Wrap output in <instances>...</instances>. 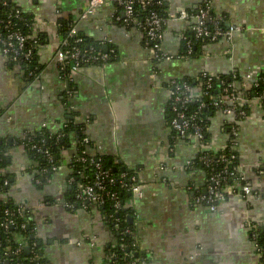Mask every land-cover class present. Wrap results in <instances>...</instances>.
<instances>
[{
	"label": "crops",
	"instance_id": "obj_1",
	"mask_svg": "<svg viewBox=\"0 0 264 264\" xmlns=\"http://www.w3.org/2000/svg\"><path fill=\"white\" fill-rule=\"evenodd\" d=\"M87 2L15 0L33 16L34 28L43 37L33 76L8 63L0 47V138L9 147L7 171L12 182L6 193L0 192V200L12 198L31 212L34 236L48 264L111 263L117 237L100 209L70 211L63 205L71 152L63 155L58 172L40 185L30 174L32 162L20 145L28 132L44 125L57 132L75 119L83 124L89 155L105 156L114 166L135 172L141 184L142 195L131 194L126 201L131 210L127 222L132 217L128 224L147 264H261L250 228L264 227V113L254 97L247 96L264 70V0H209L224 26L235 31L229 40L205 45L192 59L181 57L185 49L181 36L189 21L178 16L204 0H164L168 21L160 49L170 57L160 61L152 60L136 26L120 23L125 17L117 7L104 4L84 17ZM59 19L71 20L77 33L100 43L103 53L113 51L116 56L66 79L55 62L60 36L54 23ZM202 73L238 76L241 81H234L238 95L248 98L246 118L222 114L211 118L205 148L222 150L230 138L227 124L234 122L239 172L254 194L228 197L215 212L192 204L206 186L203 167L193 165L201 151L198 144L175 137L169 126L170 82Z\"/></svg>",
	"mask_w": 264,
	"mask_h": 264
},
{
	"label": "trees",
	"instance_id": "obj_2",
	"mask_svg": "<svg viewBox=\"0 0 264 264\" xmlns=\"http://www.w3.org/2000/svg\"><path fill=\"white\" fill-rule=\"evenodd\" d=\"M159 1V0H158ZM208 0H204L207 2ZM201 3L200 6H205V4ZM116 7V6H115ZM197 7V8H198ZM150 9L157 12L159 15L167 17L165 13V3L161 2L158 5L157 0L154 1L152 7ZM194 9L188 10V12H192ZM17 11H19L17 13ZM118 12H122V9L117 7ZM135 17L139 21V24L142 26L144 14L140 8L135 7L134 9ZM209 15L210 20L206 23L210 33H212L214 22L218 19L216 14L213 12L211 6H209ZM118 19V16H116ZM7 20L9 21L10 28L18 30L24 37L28 38V44L26 49H32L31 58L28 61L21 60L17 64L12 63L19 69L23 70L26 73L30 71L31 75H34L35 62H36V52L38 45L42 41L41 33L34 28V18L29 13L24 12L21 10L14 2L7 1L6 5H2L0 3V39L5 38L7 32L3 29L4 24H6ZM124 23L126 25H130V22H126L125 18L120 21V23ZM57 34L61 38H66L68 32L73 27L71 20H57ZM131 25H134L133 23ZM218 27L222 31L226 30L227 28L224 26L223 21H219L217 24ZM33 40H30L29 37L34 36ZM185 35L191 39L192 46L191 51L187 54V49H184L183 54L187 56V58H196L201 54L202 48L209 44V39H205L203 41L197 40L194 38L193 34L189 31L185 32ZM76 39H81L82 41L76 43ZM67 46L65 47L67 50L71 51V48H78L81 52H88L90 54H101L106 55L108 58L103 61H99L96 63H83L80 62V67H85L87 65H94V64H103L104 62H109L112 58L116 55L113 51L109 53H103L102 46L100 43L93 42L89 40L84 35L77 33L76 36L67 38ZM183 45L185 46V42L182 40ZM182 54V55H183ZM74 62H69L66 66L64 71H61L62 75L64 76L70 71L71 65ZM208 74L204 77L203 74H199L194 78H188L183 80H176L179 83H186L190 87L194 89H201L202 91H208L209 95L213 96H223L221 94L222 86L220 82H224L226 86H229L230 89L234 91V94L238 95V92L235 88V82H240L241 78L238 76L230 77L227 79L224 76L215 77L210 75L212 81L210 82V88L207 90V78ZM220 81V82H219ZM235 81V82H234ZM254 81L253 89L251 92L246 95L250 99L254 96H257L261 92L264 91V72H260ZM71 87V86H70ZM70 91V89H69ZM237 92V93H236ZM62 101L64 102L66 108L68 106L67 97L63 95ZM209 98L207 96H203L199 102L192 103L189 105L188 109L190 112H195L199 103L205 104V106L201 109V114L199 118L201 119V127L202 131L204 132V141H203V150L199 152L197 157L193 160V165H201L205 171L206 175V184L207 180L214 171L217 172L221 168H223L222 164H213L209 168L204 166L200 161L199 157L202 155H210L211 157L215 158L218 155L224 154L229 157L231 154L235 155L234 164L239 165L238 160V152L234 150L231 146L232 137L229 138L228 142L226 143L225 150L213 152L205 146L207 145V139L209 137V125L211 118L217 114L216 109L209 105ZM246 105L241 107V110H246ZM261 109L264 113V106H261ZM239 118L238 120H240ZM235 124H227V126ZM175 137H178L176 132H173ZM60 135H62L60 137ZM75 139V141H71V138ZM86 137L83 132V124L78 123L75 119L67 120L61 129L57 132L50 131L47 127H42L39 130H35L32 132H28L23 136L20 140V145L24 150L25 154L32 162V166L30 167V174L33 176V179L39 180L40 185L49 181L54 174H56L57 169L61 166L63 155L66 153L71 154L68 155V168L70 173L67 176V186L64 192V202L63 205L69 204L71 208H66L67 210H75L77 208H82V202L76 198V195L80 191V187L84 184L90 183L94 180L96 169L93 164L90 163V159L100 160L101 169L104 171H108V175L105 177L103 181L104 190H102V194L106 191L114 192L118 196L119 200L121 201L122 208L120 210H116L113 207V202L110 200H105L103 204L95 205V204H88L86 203V209H89L92 206H96L100 209L102 215L106 218L107 222L109 223L110 227L116 234V243L111 248V254H115L116 263H126L134 261V264H140L142 261H145V264L148 263V259L144 253L138 250L136 246V240L134 236V228L133 226L129 225L127 222V216L131 214V210L126 207V201L130 198L131 193L129 191V187L131 185V177H136L135 172L130 170H125V168H119V166H114V163L109 158L96 154L94 156L82 154L84 150L87 148V144L82 143V139ZM187 140L188 139H183ZM9 147L8 144L0 138V192L6 193L11 186V174L7 171L8 165L10 163V154H9ZM45 152L51 155V160H49L45 154ZM82 158H86V161H82ZM214 168V170H210ZM241 173H236L235 180H227L223 183V187L227 188L230 186H236L238 188L241 185L247 184L245 179H241ZM70 179H73L72 182H69ZM113 182H110V180ZM7 180L8 184L5 186L4 181ZM202 191H199L198 194H201ZM20 207L18 203H16L12 198H8L5 201L0 200V264H48L46 260L41 255L40 244L38 239L34 236L35 234V222L32 218L31 212L27 209L25 214H18L17 209ZM11 212L12 216L5 215V211ZM12 219L16 221V225L14 227H8L7 229L2 227L1 224L7 220ZM21 224H26L24 229H21ZM115 224H118V227L115 228ZM257 229H251L250 237L254 245L259 248L264 247V227H256ZM126 229L131 231L130 234H125L124 232ZM34 236L33 238H31ZM25 240L28 245H32L35 243V247L30 250L28 254L22 250L16 256H12L9 254L7 258L9 262H6L3 257V253L5 249H9V253L13 252L20 241ZM124 247L121 248L120 245ZM37 254L38 259L30 263L29 258L32 254ZM129 254H132L129 257ZM128 255V256H127ZM6 258V259H7Z\"/></svg>",
	"mask_w": 264,
	"mask_h": 264
},
{
	"label": "built area",
	"instance_id": "obj_3",
	"mask_svg": "<svg viewBox=\"0 0 264 264\" xmlns=\"http://www.w3.org/2000/svg\"><path fill=\"white\" fill-rule=\"evenodd\" d=\"M7 1L14 2L15 0H0L2 5H6ZM156 0H88L86 10L83 14L86 17L88 14H91L96 8L102 5H113L122 9V12L125 17L126 22L133 23L145 37L146 46L149 49L151 54L152 60L160 61L163 59H168L170 56H167L161 52L160 45L162 39V33L164 27L168 21V16L164 17L159 15L154 10L150 9L152 4ZM164 0H157L158 5ZM205 6H200L198 8H194L192 12L188 11H181L178 18L182 20L189 21L187 26V30L191 34H193L194 38L197 40H205L206 38L209 39L210 43L218 42L219 39H226L229 40L231 35L234 33L235 28L233 26L228 27L226 30L222 31L220 27H218L219 21H223L222 18H218L214 22V27L212 33H210L206 23L211 19L209 15V0L204 2ZM135 7L140 8L144 14L143 24L142 26L139 24V21L135 17L134 9ZM19 11H17L18 13ZM44 25V23H41ZM54 25L57 27L58 24ZM3 29L6 30L7 34L5 38L0 39V47L4 58L8 63L17 64L19 61L24 60L28 61L31 58L32 50L26 49L28 44V38L24 37L18 30L10 28L9 21L7 20L6 24H4ZM77 32L72 27L68 32L66 38L60 37V42L58 44V48L55 54V62L60 67L61 71H64L66 66L69 62H74L71 65L70 71L64 75L66 79L71 78L73 72L82 69L80 67V62L83 63H96L99 61L106 60L108 57L106 55H92L88 52H81L78 48H71V51L67 50L65 47L67 46V38H71L76 36ZM34 36L29 37L30 40H33ZM181 39L185 42V49H187V54L191 51L192 41L189 39L185 33L181 36ZM81 39H76V43L81 42ZM181 57L186 58V55H182ZM264 72V70H263ZM205 77L207 73H202ZM209 75V74H208ZM212 81L211 76L209 75L207 78V86L206 89L210 88V82ZM220 82V81H219ZM222 86L221 94L223 96H213L212 94L209 95L208 91H202L201 89H194L190 87L186 83H179L176 80H173L169 84V110H170V119H169V126L173 132L178 134V138L181 139H188L195 140L198 144L197 146L200 150H203V141H204V132L202 131V127L200 125L201 119L199 115L201 114V109L205 106L203 103H199L195 112H190L188 107L192 103H197L203 96H207L209 98V105L216 109L217 114H222L224 116H229L233 118H246L247 114L245 111L241 110V107L247 103L248 98L241 95L234 94V91L226 86L224 82H220ZM255 86H257L255 84ZM70 93V91H69ZM254 100L257 102L258 106H264V91L254 96ZM45 127V125L43 126ZM229 134L232 137L231 146L234 150H237L238 145V127L233 124L229 126ZM62 135H60L61 137ZM83 144L90 145L89 140L87 137L82 139ZM226 146L220 150L224 151ZM87 149V148H86ZM47 158L51 160V155L45 152ZM82 154L89 155L86 150L82 152ZM92 156V155H90ZM235 155L231 154L227 157L224 154L218 155L215 158L211 157L210 155H202L199 157V161L206 167H210L213 164H222L223 168H221L217 172H213L210 174L207 184L205 186V192L201 194H197L192 199V204L194 205H204L206 206L211 212H215L220 203L225 201L228 197L237 196V197H249L252 196L254 193L252 192L251 187L248 184H244L236 188V186H230L227 188L223 187V183L227 180H235L236 173L239 172V165L234 164ZM90 163L94 165L96 172L94 176V180L90 183L84 184L80 187V191L76 195L82 202V208L86 209V203L88 204H95L100 205L105 202V200H110L113 202V207L116 210H120L122 208L121 201L119 200L118 196L114 192L106 191L102 194V190H104L103 181L105 177L108 175V171H104L101 169L100 160L90 159ZM82 161H86V158H82ZM59 168L57 169L58 172ZM210 170H214L211 168ZM242 175V174H241ZM241 179H244L243 175ZM73 179H70L69 182H72ZM131 185L129 187V191L134 196L140 197L142 195V187L140 182L137 178L131 177ZM36 183H39V180H35ZM110 182H113L111 179ZM8 184L7 180L4 181V185ZM65 208H71V205L65 204ZM26 208L22 205L17 209V213L25 214ZM5 215L12 216L11 212L5 211ZM16 221L12 219L5 220L1 226L4 228L14 227L16 225ZM26 224H21V229H24ZM118 227V224H115V228ZM250 229H257L250 228ZM125 234H130L131 231L126 229L124 232ZM28 247L29 252L32 248L35 247V243L31 246L27 244L25 240H22L18 243L17 248L9 253V249H5L3 253L4 260L9 262L7 256L11 254L12 256H16L20 253V251H24V248ZM121 248L124 246L121 244ZM255 251L259 254L261 258V264H264V247L259 248L254 245ZM128 256V255H127ZM132 254H129L131 257ZM1 257V255H0ZM116 255L111 254V263L112 259H115ZM7 258V259H6ZM38 259L37 254H32L29 258V262L33 263ZM113 264H134L132 262L126 263H116L113 261ZM140 264H145V261H142Z\"/></svg>",
	"mask_w": 264,
	"mask_h": 264
},
{
	"label": "water",
	"instance_id": "obj_4",
	"mask_svg": "<svg viewBox=\"0 0 264 264\" xmlns=\"http://www.w3.org/2000/svg\"><path fill=\"white\" fill-rule=\"evenodd\" d=\"M131 221H132V217H129L128 218V223L130 224L131 223ZM34 236H32L31 238H33ZM24 252H25V254H28L29 253V248L28 247H25L24 248ZM42 255V254H41Z\"/></svg>",
	"mask_w": 264,
	"mask_h": 264
}]
</instances>
